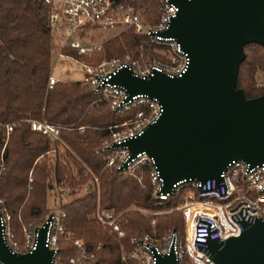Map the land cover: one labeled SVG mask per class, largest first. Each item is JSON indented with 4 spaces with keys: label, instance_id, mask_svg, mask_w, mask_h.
<instances>
[{
    "label": "trees",
    "instance_id": "1",
    "mask_svg": "<svg viewBox=\"0 0 264 264\" xmlns=\"http://www.w3.org/2000/svg\"><path fill=\"white\" fill-rule=\"evenodd\" d=\"M47 16L48 7L43 0H0V205L11 214L17 232L25 221L44 214L47 191L54 181L68 184L74 190L85 185L84 195L63 205L67 211L65 224L86 239L100 262L118 264L122 243L125 250H130L134 235L153 231L151 216L129 208L179 206L187 186L160 200L154 194L147 164L140 168L142 179L108 165L106 156L110 152L103 148L111 139V126L125 127L122 123L133 119L137 109L114 110L109 98L79 79H64L48 86L54 35ZM146 42L145 34L128 29L106 41L104 48L110 57L126 52L139 56L141 48L147 55ZM245 48L247 57L240 64L238 86L248 97H254L264 93V86H256L254 82L256 67H264V46L251 42ZM29 118H47L61 125V135L68 146L61 141L52 142L46 134L32 129ZM6 123H15L9 135ZM52 148L56 149L54 165L46 159ZM92 172L99 176V185ZM98 199L105 207L124 211L125 235L121 240L90 217ZM180 214L183 217L179 209L159 215L158 232L169 226L178 227L182 222ZM16 236L19 238L18 232ZM76 250L74 242L61 239L64 256Z\"/></svg>",
    "mask_w": 264,
    "mask_h": 264
},
{
    "label": "built area",
    "instance_id": "2",
    "mask_svg": "<svg viewBox=\"0 0 264 264\" xmlns=\"http://www.w3.org/2000/svg\"><path fill=\"white\" fill-rule=\"evenodd\" d=\"M43 1L48 7L47 24L54 35L48 86L53 87L56 82L63 80L54 73L57 62L73 60L84 73L79 80L109 98L114 110L137 109L133 119L122 123L125 127L111 126V139L103 148L110 152L106 156L108 165L142 179V172L139 171L147 164L151 182L155 186L154 194L160 200L167 199L187 186L184 201L177 206L183 212L184 229H171L161 237H153L150 233L134 236V247L130 250L122 248L121 262L118 264H156L158 256L169 253L171 249L174 251L176 264H217L209 251L212 240L224 241L230 236L239 235L246 223H254L258 219L264 221V162L252 165L244 159H234L222 171L220 180L212 178L205 183L197 179L183 180L171 192H161L164 178L154 157L146 151L132 155L129 147L121 143L143 132L149 124L156 121L163 106L158 98L144 93L128 98L126 87L109 82L112 72L123 65H129L143 76L153 75L156 71L181 75L187 69L190 61L188 53L183 50L177 36L166 34L172 18L179 10L178 4L173 0H158L153 8L151 2L139 4L135 0ZM98 28L110 31L134 29L147 36L146 45L149 49L157 50L158 55L154 54L146 61L128 54L125 58L113 57L98 63L90 62L83 56L95 54L104 48L103 41L91 40L89 37L88 30ZM257 79L258 86H264V73ZM27 120L32 129L46 134L52 142L61 141L67 145L61 135V125L47 118ZM14 126L15 123L5 124L7 135ZM115 143L120 145H114ZM55 150L52 148L50 151ZM93 175L99 185V176ZM143 210L151 213L147 208ZM123 212L98 205L95 215L98 223L118 237H123ZM151 214L152 222L155 223L156 216ZM66 215L67 211L59 208L51 211L46 218L50 219L46 244L55 250L53 264H99L94 259L95 252L80 238H75V252L68 256L61 253V238L69 237L65 224ZM9 219L10 214L0 205V225L7 244L16 252L31 251L36 245L39 226L26 227L25 242H22L11 230ZM0 264H5L1 258Z\"/></svg>",
    "mask_w": 264,
    "mask_h": 264
},
{
    "label": "water",
    "instance_id": "3",
    "mask_svg": "<svg viewBox=\"0 0 264 264\" xmlns=\"http://www.w3.org/2000/svg\"><path fill=\"white\" fill-rule=\"evenodd\" d=\"M173 1L179 10L166 34L177 36L188 53L187 69L181 75L143 76L123 65L109 79L126 87L128 98L144 93L163 106L156 121L121 143L132 155L146 151L154 157L163 193L183 180H220L234 159L264 162V93L248 97L238 86L245 45L264 46V0ZM49 221L37 228L36 245L25 253L7 244L0 225L1 260L53 264L55 250L46 244ZM209 251L217 264H264V221L246 223L239 235L224 241L212 240ZM156 264H176L173 249Z\"/></svg>",
    "mask_w": 264,
    "mask_h": 264
},
{
    "label": "rangeland",
    "instance_id": "4",
    "mask_svg": "<svg viewBox=\"0 0 264 264\" xmlns=\"http://www.w3.org/2000/svg\"><path fill=\"white\" fill-rule=\"evenodd\" d=\"M157 2H158V0H157ZM157 2L156 3L155 2H151V5H152L153 8H155V6L157 5ZM88 33H89V37H91V40L103 41L105 43L110 38H112V37H114L116 35L121 34L122 31H119V30L110 31V30H105V29H102V28H98L97 30L89 29L88 30ZM53 45H54V40H53ZM141 50H142V53L139 56H134L132 52H126L122 56H116V55H114V56H111L110 57V56H108L106 54L105 48H103V50H101L102 51V54L101 55L95 53V54H92V55H89V56H85L84 58L86 60L90 61V62L95 63V61H97V60L101 61V60L110 59V58H113V57L125 58L128 54H130L131 56H133L135 58H139L141 60L146 61L152 55H154V54L158 55V53H157L158 51L155 50V49H153V48L152 49H149V54H147V55L144 52L146 50H144L143 48H141ZM52 51H53V49H52ZM245 51L247 53L248 50L245 48ZM54 73L56 75L62 77L63 80L64 79H79V78H82L84 76V73L79 70V68L77 67V65L75 64V62H73V60H63V61L57 62L56 69H55V72ZM263 73H264V67L257 66L256 69H255V71H254V82H255V85L256 86H258V84H257L258 79L257 78L259 77V75H261ZM46 159H47V161L49 162L50 165H54L55 164V160H56V153H55V151H49L47 153V155H46ZM86 189H87V187L85 185H81L79 187H76L75 190H74V188H72V186H70L68 184L56 183L54 181L53 186L50 187L48 189V191H47V195H46V210H45L44 214L42 216H38V217H35L33 219H30V220L25 221L23 223L22 227L20 228V230L17 231L19 233V238L18 239H20L22 242H25V228L26 227L28 228L31 225H34V226H40V225H42L45 222V220L47 218V215L51 211L56 210V209H59V208H64V206H63L64 204L70 202L73 199H76V198L81 197L82 195H84L87 192ZM98 205H101L102 207H105V206H103L101 204L100 199H98L97 206H96L94 212L91 214L90 217L94 220V222L96 224H98L99 226H101V228L107 230L116 239L121 240L122 237H118L116 234H114L113 232H111L103 224L98 223V221L96 219V215H95L96 214V210L98 209ZM106 208H108V207H106ZM129 209H138L139 211H141L147 217H150V214L151 213H153L156 216V219L157 220H156L155 223L152 222V218L150 219L151 220L150 221V224L152 226L153 231L152 232L149 231V233L152 234L153 237H156V236L161 237L162 235H164L165 233H167L171 229L178 228L179 230H183L184 227H185V223H184L183 217L180 214V216L182 218V222L180 223V225H178V227L169 226L163 232H161V233L158 232L157 226L159 224V215H163L165 213H171V212H173L175 210H179V209H177V206L176 207H169V208L162 207V208H156V209H149V208H147L151 213H149L147 211L144 212V210H143L144 208L143 207H138V206H135V205H132ZM9 224H10L11 230L16 235L17 232L14 230V227H13V224H12L11 214H10ZM66 228H68L67 235L69 237L67 238V237L63 236L61 238L62 240L64 239V240L69 241V242H74L75 241V238H80L88 246L87 241H86V239L83 236H78L76 234V231L73 230L72 228H69L67 226H66ZM146 233H148V232L139 233V234H136L134 236L144 235ZM133 237L131 238V244L132 245L130 246V249L134 247ZM99 244L101 245L100 242H99ZM100 245H99V248H100ZM124 245L125 244L122 243L121 249L124 248ZM94 259L99 264L106 263V262H100L99 261L100 258H99V256H97L96 252H95Z\"/></svg>",
    "mask_w": 264,
    "mask_h": 264
}]
</instances>
